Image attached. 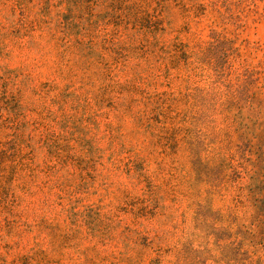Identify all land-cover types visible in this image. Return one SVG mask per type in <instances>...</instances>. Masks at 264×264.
Here are the masks:
<instances>
[{"label":"rangeland","instance_id":"374dc122","mask_svg":"<svg viewBox=\"0 0 264 264\" xmlns=\"http://www.w3.org/2000/svg\"><path fill=\"white\" fill-rule=\"evenodd\" d=\"M0 264H264V0H0Z\"/></svg>","mask_w":264,"mask_h":264}]
</instances>
